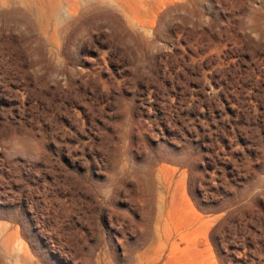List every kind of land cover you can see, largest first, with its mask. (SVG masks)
I'll return each instance as SVG.
<instances>
[{
  "label": "rangeland",
  "instance_id": "obj_1",
  "mask_svg": "<svg viewBox=\"0 0 264 264\" xmlns=\"http://www.w3.org/2000/svg\"><path fill=\"white\" fill-rule=\"evenodd\" d=\"M0 264H264V0H0Z\"/></svg>",
  "mask_w": 264,
  "mask_h": 264
}]
</instances>
